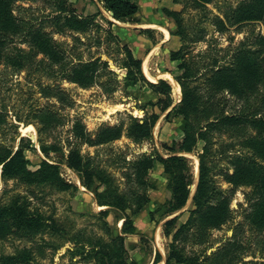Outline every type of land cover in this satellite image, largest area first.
Wrapping results in <instances>:
<instances>
[{
    "label": "rangeland",
    "instance_id": "obj_1",
    "mask_svg": "<svg viewBox=\"0 0 264 264\" xmlns=\"http://www.w3.org/2000/svg\"><path fill=\"white\" fill-rule=\"evenodd\" d=\"M52 1H17L16 6L23 4L30 6V9H16L14 13L39 20L43 15H50ZM69 1L80 15L86 16L100 10L97 5L91 4L92 0ZM137 1L141 7L139 14L142 18H148L142 20L139 17L138 21L172 30L174 38L167 47L175 48L181 44L188 53L192 68L197 69L194 79L187 86L196 88L200 96L199 123L207 118V121H215L229 115L247 118V122L233 125L236 131L221 123L210 128L206 134L207 140L197 139L194 151L186 154L196 180L199 154L207 143L205 162L211 168L209 175L213 181L210 202L212 206H220L217 216H221L215 223H210L208 217L194 222L190 211L194 209L192 198L197 183L192 182L191 197L177 223L170 229L174 233L189 220L187 228L175 242L185 254H197L203 264H264V229H257L249 215L257 194L253 193L255 188L252 183L244 179L239 181L232 176L234 165L230 161L232 156L239 153L252 157L251 149L243 144L246 138H264V76L260 75V81H253V87L249 90L244 89L242 81L236 78L232 81L233 85H228L231 89L225 84L228 81L223 79L220 85L217 78L209 82L214 61L218 62L216 66L228 65L233 52L241 47L255 51V55L263 49L259 37L264 36V20L238 22L235 18L242 7L263 4L264 0H149L153 4V7L150 6L151 12L144 7L142 0ZM101 14L105 18L110 16L104 11ZM97 20L103 28H107L101 16ZM138 28L122 24L113 26L112 30L121 39L129 38L130 47L143 58L150 49L151 40L154 38L159 43L162 33L156 30L150 35L153 38L148 35L149 39L142 35L148 42V45H142L144 41ZM52 30L50 25L45 27L47 32ZM52 34L56 40L64 42V48L71 57L80 51L84 60L99 55L107 60L109 69L118 75L117 79L125 75V71L116 66L123 56L117 53L113 42L105 39L102 45L96 46L91 38H83L78 33L66 31L63 35L53 31ZM72 35L79 36L90 45H77ZM16 48L29 51L31 45L20 36H9L4 51L14 53ZM42 56L41 53L37 54L29 66L17 70L8 63L0 64V153L11 148L14 152H22L28 160L26 169L0 177V208L18 203L27 212L40 215L43 220L42 225L20 224L11 217L0 221V264H95L93 258L82 256V251L88 248L83 245L110 242V237L122 236L123 220H119L116 211L111 210L106 218L110 230H106L99 216L103 208L97 204L95 194L82 187L77 173L66 167L64 159L69 149L79 145L90 164L104 170L118 191L127 195L130 203L136 204L133 194L143 188H138L132 181L131 162L143 154L155 152L168 156L172 150L165 149L162 144L171 147L174 142L179 143L185 121L182 117L165 120L156 104V95L141 86L127 91L108 73L103 72L88 86L67 80L58 82L56 73H52L55 67ZM39 59H43V62L40 63ZM145 59L146 69L148 67L149 75L155 80L158 76H165L159 71L167 70L173 75L178 72L177 63L168 60V50L159 46ZM149 75L146 74L147 77ZM106 84L112 86L113 90H105ZM171 85L172 97L176 102L180 89ZM152 110L159 114V118L151 138L137 141L128 137L125 129L128 115L140 118L144 111ZM121 122H124L123 134L119 138L103 144L94 142L102 127ZM196 128L194 124L192 131L195 134ZM255 160L264 163L258 156ZM42 161L58 165V175L72 187L63 188L52 183L47 172H39ZM147 180L152 186L146 190L149 202L143 211L132 216L135 233L124 236L127 253L137 264H155L153 261L157 252H160L162 260L166 257L171 238L164 235L163 223L172 215L176 216L171 214L159 222L151 220L150 213H154V219L160 220L162 208L171 195L166 176L157 167L149 171ZM51 220L55 221L60 232L53 231ZM201 223L205 227L200 228ZM69 238L79 240V243L68 242Z\"/></svg>",
    "mask_w": 264,
    "mask_h": 264
},
{
    "label": "trees",
    "instance_id": "obj_2",
    "mask_svg": "<svg viewBox=\"0 0 264 264\" xmlns=\"http://www.w3.org/2000/svg\"><path fill=\"white\" fill-rule=\"evenodd\" d=\"M17 1L21 0H0V64L1 62L8 63L17 70L23 68V66H29L30 62L33 61V57L41 53L43 54L42 58L50 60L52 66L55 67L52 73H56L58 82L59 80H67L82 86H88L95 78L100 77L104 73H108L113 78H116L119 84H122V88L127 91L129 88L136 86L149 89L151 93L158 96L156 104L158 103L161 112H164L170 107L172 103L170 84L164 80L152 83L145 78L141 69V60L134 55L133 51L126 44L122 43L118 35L112 30V27L116 26L115 23L106 19L100 11L84 16L77 13V10L69 0H54V2L52 1L53 4L51 6H53V10L49 13L50 15H43L39 20H33V18L28 16H20L14 13L16 9L20 11L30 9V6L26 7L23 4L16 6L15 3ZM98 1L107 12H111L114 20L119 22L135 21L133 16L138 12L139 7L132 0ZM242 8L236 15V21L264 20V3L255 5L248 4ZM258 13L261 15H255ZM99 16H101L103 22L107 25L106 29L98 22L97 17ZM47 25L53 27L51 32L45 31ZM53 31L54 33H62L63 35L64 33L66 34V31L81 34L83 38L85 36L91 38V42L93 41L92 43L96 46L102 45L105 39L111 41V43L113 42L117 53L123 56L119 65L117 64L116 66L124 70L125 75L117 79L118 75L114 70L109 69V63L107 60H103L102 56L98 55L96 57L94 56V58L91 56L87 60H84L83 52L80 51L71 57L64 48V42L58 41L53 37ZM102 34H104V39H102ZM9 36H20L24 38V41L30 43V50L25 51L24 49L16 48L14 53L4 51ZM259 39L263 43V49L258 51V55L254 54L255 51L241 47L239 50L237 49L233 52V55L230 57L232 61L230 60L231 62L228 65L216 66L218 62L214 61L212 63L214 70L211 73L209 82L217 78L219 79L217 84L220 85L222 83L221 79H223L228 81L225 82L228 88V85H233L232 81L236 78V80L242 81L241 86L244 89H252L253 81H260V75L264 76V36L259 37ZM72 40L77 45H90L89 43L86 44L83 42L84 40L79 36L72 35ZM73 49L76 48L74 47ZM187 54V51L183 47L170 53V59L179 62L178 69L180 74L176 76V80L181 85L182 98L165 116V120L175 117L183 118L185 125L182 140L180 143L174 142L171 147L165 143L162 144L165 149L172 150L166 157L155 152L152 154H143L131 162L132 181L138 188H143L142 191L133 194L136 204L130 203L128 196L118 191V187L104 170L96 169L90 164L88 158L82 154L79 145L72 146L65 156L66 167L77 173L80 185L95 194L99 206L106 207L99 211V216L103 219L102 221L106 230L108 232L110 230L106 218L111 210L116 211L119 220H123L121 226L122 236L110 237V242L99 241L95 244L83 245L88 248L82 251V256L86 259L93 258L95 264H137L127 253L124 236L135 233L132 216L143 211L149 202L146 190L147 188H152V186L148 182L147 176L156 163L162 167V172L168 181V188L171 195L170 199L162 208L163 211L160 215V220L158 218L154 219V213H150L151 220L159 222L182 209L190 196V185L193 182V176L189 160L184 156L174 155V153L193 152L196 140H207V131L220 123L229 125L230 130L233 129L232 131H236L234 129L237 128L233 126L234 124L247 122V118L245 117H242L244 120L240 116L229 115L217 118L215 121H207V118L199 123L197 114L201 106L200 96L196 88L187 86L188 82L194 79L197 69L192 68V62L188 60ZM36 59L34 58V60ZM39 62L42 63L43 59H39ZM163 74L171 77L168 73ZM104 88L107 91L113 90L112 86L107 84ZM156 104L148 103L147 105L153 106ZM128 117V124H125L126 135L128 137L137 141L151 138L152 130L159 118L158 113L144 112V115L140 118L131 116L130 114ZM202 117L204 118L205 115ZM192 118L194 122H192ZM194 124L197 125L196 134L192 131ZM123 126L124 122L102 127L98 130L94 142L96 144H103L119 138L123 134ZM243 144L251 149L252 157H247L244 156L245 154L240 153L232 156L230 160L231 164L234 165L232 176L236 177L239 181H243L244 179L253 184L255 188L253 193L257 195L249 215L251 216V222L256 224L257 229L262 230L264 229V163H259V161L255 160V157L258 156L264 161V138L249 137L246 138ZM206 155H208V147L205 142L202 153L199 154V178L192 198L194 209L190 211V217L193 218L194 222H199L203 217H208L210 223H215L216 219L221 216V214L217 216L220 206H212V202H210L213 181L209 175L211 168L205 162ZM27 164L28 160L22 152H14L11 148L6 149L4 153H0V177L24 170ZM42 170L43 172H47L49 177L51 176L52 183L63 188L72 187L71 184L64 181L58 175V165L42 161L39 172ZM180 215L168 219L163 223L164 235L171 238L164 264H203V260L197 254H185L175 242L180 233L187 228L189 222L187 220L185 224H181L178 227L176 232L171 233L170 229L177 223ZM211 216H213L212 219ZM7 217L13 218L20 224H43L40 215L27 212L23 205L18 203L10 207L0 208V221ZM50 225L53 231H61L56 227L54 220H51ZM202 227H205V225L201 223L200 228ZM73 240L75 241L73 242ZM67 241L75 244L79 243V240L74 238H69ZM161 259L160 252H157L153 263L156 264Z\"/></svg>",
    "mask_w": 264,
    "mask_h": 264
},
{
    "label": "crops",
    "instance_id": "obj_3",
    "mask_svg": "<svg viewBox=\"0 0 264 264\" xmlns=\"http://www.w3.org/2000/svg\"><path fill=\"white\" fill-rule=\"evenodd\" d=\"M93 1V3H91L93 6H95V5H97L98 7H99V9L100 10H97L96 12H98V11H100V12H107L103 7H102V5L100 4V2L98 1V0H92ZM133 2H135L137 5H138V7H139V10H138V12L133 16V18L135 19V21L134 22H119V21H116V20H114L113 18H112V14H111V12H107V13H109V15L110 16H108L106 19H108V20H110V21H112V22H114L115 23V25L116 26H118V25H129V26H133L134 28H138L139 29V32H141V39H143V41L144 42H141V44L142 45H148V42H147V40H145V38H143V36L142 35H144V36H146V37H148V35L150 36L151 34H152V32H154V31H158V32H160V33H162V39L159 41V43L157 42V41H154V38H153V36H150V37H152L153 38V41L151 40V43H150V49H149V51H147V53H145V55H144V57L142 58L140 55H137V53L130 47V39L129 38H125V39H121L120 37H119V35H118V37L121 39V41H122V43H124V44H126L132 51H133V53H134V55L136 56V57H138L140 60H141V69H142V72H143V74H144V76H145V78L149 81V82H152V83H156V82H158L159 80H164V81H166L167 83H169L170 84V86H171V97H172V89H173V87H172V85L171 84H173V82L172 81H170V80H167L166 78H162V77H160V76H158V78L156 77V80L155 81H151V80H149L148 78H147V76H146V74L144 73V71H143V63H144V59L147 57V59H148V57L150 56V54L152 53V50H154V49H156L158 46H159V48H163V49H165V50H168V60H169V62L170 63H173V62H176L177 64V66H176V68H177V74L176 75H173V72H170V71H167V70H163V71H159V73H168V74H170L171 75V77H172V79H173V81L178 85V87H179V89L180 90H178L177 91V93H178V99L176 100V102L174 101V99H173V97H172V103H171V105H170V107H168L164 112H161V114H163V116H164V119H165V116H166V114L168 113V112H170L171 110H172V108L174 107V106H176L180 101H181V98H182V88H181V85L177 82V80H176V76H178L179 74H180V71H179V69H178V61H172L171 59H170V53L172 52V51H177V50H179L180 48H181V44L180 45H178V46H176L175 48L174 47H167V45H169L170 44V42L172 41V39L174 38L173 37V32H172V30H170V29H168L167 27L165 28V27H162V26H159V25H156V24H154V23H151V22H148V23H145V24H142V23H140L139 21H138V19H139V17L142 19V20H146V19H148V18H142L141 17V15L139 14V12L141 11V7H140V5H139V3H138V1L137 0H132ZM142 3H143V5H144V7H148L149 8V11H150V8L151 7H153V4H151V2H149V0H147V2H143V0H142ZM151 6V7H150ZM95 12V13H96ZM151 12V11H150ZM93 14V13H92ZM151 25H155L156 27H153V26H151ZM151 26V27H150ZM161 28H164L166 31H167V33H168V36H167V38H166V36H165V34L162 32V30H160ZM150 37H148V39L150 38ZM133 44V43H132ZM139 46L137 47V49L139 50ZM152 48V49H151ZM146 62H147V60H146ZM147 69H148V67H147ZM216 69V68H215ZM213 70H214V68H213ZM212 70V71H213ZM148 73H149V71H148ZM153 77V76H152ZM174 86V85H173ZM145 88V87H144ZM149 90V89H148ZM181 93V94H180ZM153 94V93H152ZM155 95V94H154ZM157 96V95H156ZM158 97V96H157ZM144 112H146V111H144ZM144 112H143V115H144ZM151 112H155V111H151ZM151 112H148V113H151ZM157 113V112H156ZM142 115V116H143ZM183 119V118H182ZM183 133V132H182ZM183 137V136H182ZM181 140H182V138H181ZM181 142V141H180ZM179 142V143H180ZM192 152H190V153H185V152H177V153H174V155H181V156H184V157H186V154H191ZM165 157V156H164ZM187 158V157H186ZM188 159V158H187ZM198 163H199V161H198ZM189 164H190V161H189ZM158 168L159 169V172H161V173H163L162 172V167L159 165V164H155L154 165V167L153 168ZM152 168V169H153ZM151 169V170H152ZM191 172H192V168H191ZM193 173V172H192ZM198 178H199V171H198V175H197V178H196V180L194 179V177H193V182L195 183H198ZM197 186V185H196ZM196 189V188H195ZM191 197V191H190V196H189V198ZM189 200V199H188ZM188 202V201H187ZM186 206V205H185ZM184 206V207H185ZM183 207V208H184ZM101 208H103V209H105L106 207H104V206H101ZM182 208V209H183ZM182 209H180L179 211H177V212H175V213H173L174 215H179V214H181L182 213ZM110 214V213H109ZM173 217H175V216H173L172 215V217L171 218H173ZM171 218H169V219H171ZM164 262H165V258L162 260L161 259V261L160 262H158V263H160V264H164Z\"/></svg>",
    "mask_w": 264,
    "mask_h": 264
},
{
    "label": "bare ground",
    "instance_id": "obj_4",
    "mask_svg": "<svg viewBox=\"0 0 264 264\" xmlns=\"http://www.w3.org/2000/svg\"><path fill=\"white\" fill-rule=\"evenodd\" d=\"M151 26H153V25H151ZM162 30V32L165 34V36H166V38H167V36H168V33H167V31L165 30V29H161ZM146 60V59H145ZM143 69H144V71L146 72V74H148L149 75V73H148V70L146 69V65H145V63L143 64ZM150 76V75H149ZM164 78H166L167 80H170V81H172L173 82V84L176 86V89L178 90L179 88H177V84L172 80V78H170L169 76H163ZM162 77V78H163ZM149 80H151V81H155V79L153 78V77H147Z\"/></svg>",
    "mask_w": 264,
    "mask_h": 264
}]
</instances>
